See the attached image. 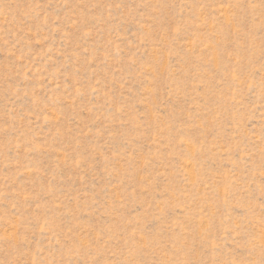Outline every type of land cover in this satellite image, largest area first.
<instances>
[{"label":"rangeland","instance_id":"obj_1","mask_svg":"<svg viewBox=\"0 0 264 264\" xmlns=\"http://www.w3.org/2000/svg\"><path fill=\"white\" fill-rule=\"evenodd\" d=\"M0 264H264V0H0Z\"/></svg>","mask_w":264,"mask_h":264}]
</instances>
